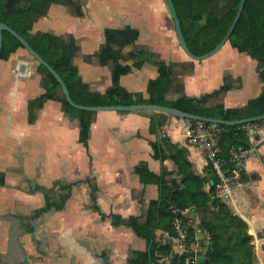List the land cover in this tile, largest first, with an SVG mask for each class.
Masks as SVG:
<instances>
[{"label":"crops","instance_id":"1","mask_svg":"<svg viewBox=\"0 0 264 264\" xmlns=\"http://www.w3.org/2000/svg\"><path fill=\"white\" fill-rule=\"evenodd\" d=\"M76 1L77 10L53 4L33 31L73 40L79 76L95 92L111 87L120 65L128 72L119 85L148 98L149 82L160 75L154 62H163L170 70L164 94L169 101L224 88L209 104L238 109L264 93V66L229 43L206 60L190 59L178 44L165 0ZM126 28L137 31V38L125 46L112 44L117 61L102 64L97 53L106 31ZM140 52L151 60L140 61ZM37 66L24 49L0 61V264H137L139 253L150 255L152 243L134 225H142L150 208L159 205L162 185L180 178L159 145L165 155L172 154L171 145L186 149L200 177L207 167L203 151L186 139L184 120L155 112L97 113L84 146L77 119L66 116L60 102L33 105L45 93ZM30 112L36 114L33 122ZM248 126L252 148L225 203L247 224L253 264H264V125ZM240 171L245 182L236 180ZM187 213L196 229L190 249L199 259L209 237L198 229L194 211ZM154 235L162 244L170 240L157 229ZM172 248L185 251L178 250L176 239ZM169 261V256L159 260Z\"/></svg>","mask_w":264,"mask_h":264},{"label":"trees","instance_id":"2","mask_svg":"<svg viewBox=\"0 0 264 264\" xmlns=\"http://www.w3.org/2000/svg\"><path fill=\"white\" fill-rule=\"evenodd\" d=\"M240 0H173L177 15L181 22L184 38L189 50L196 56L203 55L212 50L224 37L237 13ZM53 4L70 6L78 9L76 0H0V22L16 31L52 68L58 73L66 84L72 100L82 106H118L132 104H157L165 107L176 108L204 118L236 121L264 115V93L258 98L238 109H226L222 103L210 105V99L219 98L224 88L211 94L200 97L182 95L175 101L164 98L166 87L170 82V70L163 62H154L159 68L160 75L148 84V98L141 93H130L118 83L119 77L128 72L127 67L117 65L113 73L112 85L104 93L91 90L79 76L78 68L74 64V56L78 47L71 40L66 43L49 32H34V24L47 16ZM137 38V31L126 28L124 30L106 31V43L97 53L102 64L117 61L116 52L112 44L125 46ZM228 43L250 58L264 66V0H246L243 12L235 26ZM21 44L9 33H3V50L1 60H7ZM140 61H150L152 55L139 53ZM43 75L41 84L45 93L37 98L34 106L42 108L47 100H57L61 104L62 112L73 119H77L80 129V141L87 147L90 126L97 113L73 109L65 100L60 85L54 77L41 65L37 66ZM36 114L29 113V122H33ZM154 128L158 126L153 118ZM210 124H206L209 126ZM251 125H264V121ZM248 125L217 126L213 135L214 147L218 157L223 160L224 168L231 172L239 169L238 164L232 161V151L243 149L250 151V133ZM165 143V141H164ZM172 154L165 155L160 144L158 151L162 158H169L177 169L179 180H172L169 184L162 185L159 205L155 204L148 211V216L142 225H134L151 243L150 255L139 253L137 264H186L187 260L194 257L190 246L195 241L196 229L189 224L194 211L199 224L198 229L209 237V245L204 253L203 264H253L254 249L251 238L247 233V224L234 215L225 199L216 193L217 178L214 176L213 185L209 190L210 175L214 171L207 164L206 174L200 177L192 170V165L187 159L186 149L169 146ZM238 182H245L247 176L240 171ZM63 198L56 208L61 210L65 204ZM178 218L186 233L185 251L176 253L172 248V240L178 237L173 224ZM166 233L169 241L161 243L155 241L154 230ZM170 257L169 263H160L162 257Z\"/></svg>","mask_w":264,"mask_h":264},{"label":"water","instance_id":"3","mask_svg":"<svg viewBox=\"0 0 264 264\" xmlns=\"http://www.w3.org/2000/svg\"><path fill=\"white\" fill-rule=\"evenodd\" d=\"M166 5L169 9L172 23L174 26L176 38L178 41V44L184 51V53L192 60L196 61H203L206 60L212 56H214L216 53H218L223 46L228 43V40L230 36L232 35V32L235 29L236 24L238 23V20L241 17V14L244 9V5L246 0H240L237 13L232 21L231 26L229 27L228 31L224 35V37L220 40V42L209 52L196 56L194 55L188 48L184 34L181 27L180 19L177 15V11L175 8V5L173 3V0H165ZM7 32L11 36H13L22 46V49H24L27 54L32 58V60L37 64L43 66L57 81V83L61 87L62 94L67 101V103L76 110L79 111H85V112H94V113H100V112H119V113H131V114H140L144 112H155V113H163L166 115H169L171 117L181 119V120H189L193 122H202L205 124H210L213 126H227V127H233V126H240V125H251L253 123L264 121V115H260L257 117L252 118H246L236 121H227V120H218V119H209L204 118L195 114H191L176 108L172 107H165L160 106L157 104H149V103H143V104H132V105H118V106H82L79 104H76L68 91V88L62 78L58 75V73L50 66L34 49L27 43L26 40H24L16 31H14L12 28L7 26L5 23L0 22V61H1V54L3 50V33ZM211 181L210 184L213 185L214 181V174L210 175ZM199 264H203L204 258L200 257L198 259Z\"/></svg>","mask_w":264,"mask_h":264},{"label":"built area","instance_id":"4","mask_svg":"<svg viewBox=\"0 0 264 264\" xmlns=\"http://www.w3.org/2000/svg\"><path fill=\"white\" fill-rule=\"evenodd\" d=\"M185 122V137L191 146L201 149L204 153L207 164H210L214 176L217 178L216 193L219 197L228 200L233 194V188L235 187L234 175L238 169H233L228 172L224 168V162L217 155V150L214 147L213 135L216 133L217 126H206L202 122H193L184 120ZM250 126L247 127V130ZM248 150L237 149L232 151V161L238 164V167L242 164L243 159L248 155ZM175 229L178 233L177 247L178 250H185L186 233L181 225V222L176 218L173 222ZM264 243V233L260 238ZM186 264H199L198 259L193 257L187 260Z\"/></svg>","mask_w":264,"mask_h":264},{"label":"rangeland","instance_id":"5","mask_svg":"<svg viewBox=\"0 0 264 264\" xmlns=\"http://www.w3.org/2000/svg\"><path fill=\"white\" fill-rule=\"evenodd\" d=\"M83 1H84V0H79V2H81V3H82Z\"/></svg>","mask_w":264,"mask_h":264}]
</instances>
